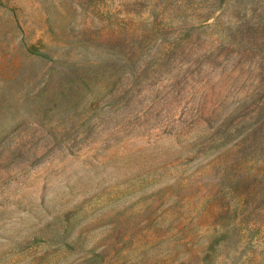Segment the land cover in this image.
Instances as JSON below:
<instances>
[{"label": "rangeland", "instance_id": "374dc122", "mask_svg": "<svg viewBox=\"0 0 264 264\" xmlns=\"http://www.w3.org/2000/svg\"><path fill=\"white\" fill-rule=\"evenodd\" d=\"M0 264H264V0H0Z\"/></svg>", "mask_w": 264, "mask_h": 264}]
</instances>
